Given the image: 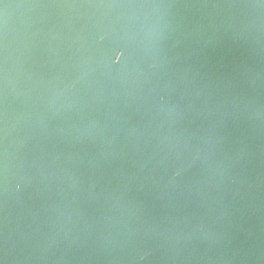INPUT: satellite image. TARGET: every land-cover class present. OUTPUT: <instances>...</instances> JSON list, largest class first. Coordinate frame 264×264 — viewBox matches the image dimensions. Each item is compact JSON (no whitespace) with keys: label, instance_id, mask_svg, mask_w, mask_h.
<instances>
[{"label":"water","instance_id":"obj_1","mask_svg":"<svg viewBox=\"0 0 264 264\" xmlns=\"http://www.w3.org/2000/svg\"><path fill=\"white\" fill-rule=\"evenodd\" d=\"M0 264H264V0H0Z\"/></svg>","mask_w":264,"mask_h":264}]
</instances>
